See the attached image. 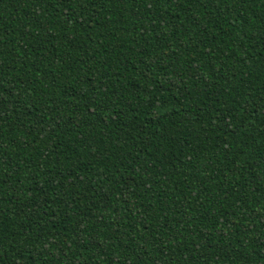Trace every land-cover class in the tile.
I'll use <instances>...</instances> for the list:
<instances>
[{
    "label": "trees",
    "instance_id": "obj_1",
    "mask_svg": "<svg viewBox=\"0 0 264 264\" xmlns=\"http://www.w3.org/2000/svg\"><path fill=\"white\" fill-rule=\"evenodd\" d=\"M0 264H264V0H0Z\"/></svg>",
    "mask_w": 264,
    "mask_h": 264
}]
</instances>
